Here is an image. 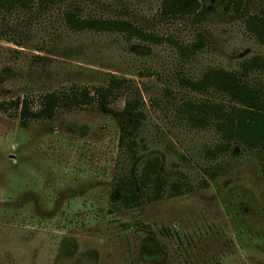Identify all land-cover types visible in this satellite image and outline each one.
<instances>
[{"label": "rangeland", "instance_id": "1", "mask_svg": "<svg viewBox=\"0 0 264 264\" xmlns=\"http://www.w3.org/2000/svg\"><path fill=\"white\" fill-rule=\"evenodd\" d=\"M199 4L189 15L164 10V0H50L0 12V264H264V151L211 156L220 135L191 127L187 103L229 100L180 81L223 69L264 96V67L243 74L246 63H264L246 26L264 17V0ZM69 11L127 21L143 35L77 32L65 24ZM111 79L123 84L101 107L97 90ZM48 94L70 104L50 119L20 117L22 103L38 111ZM133 99L137 114L124 109ZM154 159L164 196L116 210L114 179Z\"/></svg>", "mask_w": 264, "mask_h": 264}, {"label": "trees", "instance_id": "2", "mask_svg": "<svg viewBox=\"0 0 264 264\" xmlns=\"http://www.w3.org/2000/svg\"><path fill=\"white\" fill-rule=\"evenodd\" d=\"M34 2L43 5L49 3L50 0H0V12L27 11ZM199 6V0H164V10L173 14H193ZM64 20L68 28L77 32H118L135 36L143 35L133 24L122 20L81 17L73 11L66 12ZM246 26L258 41L264 44V17L250 16L246 21ZM262 67H264V63L260 59H255L243 66V74L245 75V72ZM180 81L193 92L206 93L211 90L227 97L229 100L227 105L210 101L187 103V120L191 127L195 129L213 127L220 135L222 142L219 146L210 150L211 156L217 157L231 152L235 147L248 151H264V96L261 94L260 88L243 81L238 74L223 69H210L198 79L182 77ZM122 84V80L111 79L108 86L98 89V105L105 107L108 98ZM80 100L86 99L73 97L72 103L78 104ZM68 104L70 103L65 102L56 95L48 94L44 97L42 107L38 111H29L26 104L22 103L20 117L24 119H50L57 107H64ZM3 106L0 103V110ZM16 106L19 105L16 104ZM139 106L140 102L133 99L126 102L124 109L128 113L137 114ZM166 187L167 182L160 174L158 160H150L145 163L140 174L133 173L129 177L114 179L109 198L110 204L116 210L137 208L142 204L143 197L147 196V200L151 201L162 198ZM169 187L172 194L182 193L181 188L183 185L180 182L172 183ZM149 190L151 192L148 193ZM130 264L136 263L131 261Z\"/></svg>", "mask_w": 264, "mask_h": 264}]
</instances>
